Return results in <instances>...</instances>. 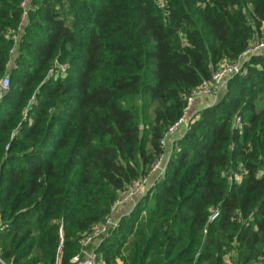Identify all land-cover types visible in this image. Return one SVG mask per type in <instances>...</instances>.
I'll list each match as a JSON object with an SVG mask.
<instances>
[{"label": "trees", "instance_id": "1", "mask_svg": "<svg viewBox=\"0 0 264 264\" xmlns=\"http://www.w3.org/2000/svg\"><path fill=\"white\" fill-rule=\"evenodd\" d=\"M23 2L0 0V257L56 264L63 245L73 264L164 155L192 92L263 38L264 0ZM246 70L194 115L164 178L100 246L103 264L264 262V55Z\"/></svg>", "mask_w": 264, "mask_h": 264}, {"label": "built area", "instance_id": "2", "mask_svg": "<svg viewBox=\"0 0 264 264\" xmlns=\"http://www.w3.org/2000/svg\"><path fill=\"white\" fill-rule=\"evenodd\" d=\"M29 4L30 0H24L22 7L27 9ZM12 39L16 44L14 51H12L13 53L16 51L19 32H12ZM261 55H264V32L263 38L255 39L253 42H251L248 49L242 55H240L236 61H222L213 72L212 77L209 80L204 81L195 91L192 92V94L188 98V108L186 110L185 116L169 131L168 136L162 141L163 147L166 148L168 137L176 133L179 128L185 126L188 129L194 117L190 116L189 112L196 100L212 97L214 98V102L210 106L215 105V103L219 99L220 94L227 86L228 82L236 76H245L247 74L246 66L251 61L252 57ZM10 88L11 82L8 77L0 80V93L8 92ZM235 124L237 127H240L242 125V117H237ZM180 139H178L177 141H179ZM164 160L165 155H163L155 163L149 173L150 175L144 176L139 180L134 181L129 187L124 189L119 199L112 205L110 215L107 216L104 221L94 226L81 238L80 252L73 259V262L75 264H103L102 255L98 250L105 239L109 237V235L120 225L121 220H117L114 217L115 213L119 208L131 204L136 198L141 197L143 193H145L149 178L152 174L159 173L160 177L158 182L164 178L167 169V167L164 166ZM246 173L247 171L244 167H239L230 171L229 173H226V176L230 179L231 182L241 183ZM219 216L220 211H214L210 222H214L219 218ZM62 258L63 245L61 246V249L58 253L56 264H62ZM0 264L7 263L0 257ZM226 264H230L228 259ZM256 264H264V262Z\"/></svg>", "mask_w": 264, "mask_h": 264}, {"label": "crops", "instance_id": "3", "mask_svg": "<svg viewBox=\"0 0 264 264\" xmlns=\"http://www.w3.org/2000/svg\"><path fill=\"white\" fill-rule=\"evenodd\" d=\"M263 32H264V28H263ZM213 102H214V98H212V97H209L206 99L196 100L190 109L189 115L190 116L196 115L201 110H203V109L209 107L211 104H213ZM186 132H187V128L185 126H182L181 128H179L176 131V133H174L168 137L166 148H164V150H165L164 166H166V167L168 166V163L170 161V157H171V155L175 149V146H176V141L178 139H180L181 137H183L186 134ZM159 177H160L159 173H154L150 176L145 192H147L150 188L155 186V184L159 180ZM140 198L141 197L136 198L131 204H128L126 206L119 208L118 211L115 213L114 217L117 220H121L123 217L130 215Z\"/></svg>", "mask_w": 264, "mask_h": 264}, {"label": "rangeland", "instance_id": "4", "mask_svg": "<svg viewBox=\"0 0 264 264\" xmlns=\"http://www.w3.org/2000/svg\"><path fill=\"white\" fill-rule=\"evenodd\" d=\"M189 113H190V112H189ZM191 115H192V114H191ZM193 115H194V114H193ZM149 175H150V174H149ZM73 259H74V258H73ZM73 259H72L71 262H72L73 264H75V263L73 262ZM228 261L230 262V264H236V262H235L233 259L230 260V259L228 258ZM62 264H63V258H62Z\"/></svg>", "mask_w": 264, "mask_h": 264}, {"label": "water", "instance_id": "5", "mask_svg": "<svg viewBox=\"0 0 264 264\" xmlns=\"http://www.w3.org/2000/svg\"><path fill=\"white\" fill-rule=\"evenodd\" d=\"M62 242H63V240H62Z\"/></svg>", "mask_w": 264, "mask_h": 264}]
</instances>
